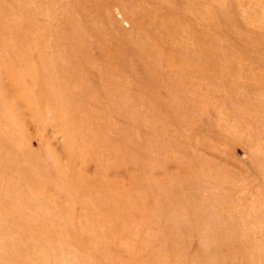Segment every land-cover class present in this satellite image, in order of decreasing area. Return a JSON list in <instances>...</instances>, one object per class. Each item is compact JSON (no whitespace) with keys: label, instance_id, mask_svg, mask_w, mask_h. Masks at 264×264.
Wrapping results in <instances>:
<instances>
[{"label":"rangeland","instance_id":"374dc122","mask_svg":"<svg viewBox=\"0 0 264 264\" xmlns=\"http://www.w3.org/2000/svg\"><path fill=\"white\" fill-rule=\"evenodd\" d=\"M0 264H264V0H0Z\"/></svg>","mask_w":264,"mask_h":264}]
</instances>
